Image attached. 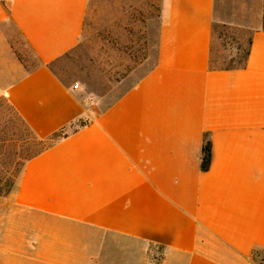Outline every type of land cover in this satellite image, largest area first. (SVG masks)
Masks as SVG:
<instances>
[{
	"label": "crops",
	"instance_id": "1",
	"mask_svg": "<svg viewBox=\"0 0 264 264\" xmlns=\"http://www.w3.org/2000/svg\"><path fill=\"white\" fill-rule=\"evenodd\" d=\"M88 2L0 0V61L9 62L11 78L6 102L38 138L67 132L25 164L8 199L28 213L88 227L71 235L72 246L29 245L48 255L81 251L83 236L99 247L159 245L166 263L254 264L264 253L262 0L246 24L226 15L225 0H162L154 67L78 127L89 113L46 65L77 45ZM6 22L42 66L27 71L18 62L2 33ZM213 23L252 30L244 68L209 70ZM204 135L211 159L201 172Z\"/></svg>",
	"mask_w": 264,
	"mask_h": 264
},
{
	"label": "rangeland",
	"instance_id": "2",
	"mask_svg": "<svg viewBox=\"0 0 264 264\" xmlns=\"http://www.w3.org/2000/svg\"><path fill=\"white\" fill-rule=\"evenodd\" d=\"M257 1L225 0L224 8L232 12V14L226 12V15L237 16L240 18L237 21L242 24L251 22ZM162 4V0H89L77 45L51 64L52 72L65 87L74 92L80 104L89 113L82 119L83 123H87L90 117L105 110L154 67ZM263 9L264 0L260 7L261 29H264ZM222 25L225 24L215 23L213 34L212 58L216 63H221L235 52L243 57L252 34L248 27L225 25L223 28ZM2 33L18 62L27 71L39 65L36 56L10 22L2 25ZM8 67L9 62L2 59L0 177L5 178L17 175L21 169V159L27 149L26 144L22 142V125L4 96V89L11 80L4 71ZM74 86L77 88L74 89ZM20 174L14 180L12 190ZM8 195L0 197V264H35L31 258L45 259L52 264H89L91 256L94 257L95 264H178L174 259L173 262L166 263L167 251L152 243L131 241L126 246L108 243L99 247L97 242H93L94 238L83 236L81 239L87 247L81 251L60 249L53 255L36 252L29 245L35 239L51 242L66 240V246H72L74 238L71 235L88 227L28 213L15 207L8 199ZM51 229L69 232L49 231ZM40 231H46L48 235L43 238L33 236ZM20 232L26 234L25 242ZM46 244L47 242L44 245ZM253 261L254 264H264V253L256 254ZM179 262L183 263L182 258Z\"/></svg>",
	"mask_w": 264,
	"mask_h": 264
},
{
	"label": "trees",
	"instance_id": "3",
	"mask_svg": "<svg viewBox=\"0 0 264 264\" xmlns=\"http://www.w3.org/2000/svg\"><path fill=\"white\" fill-rule=\"evenodd\" d=\"M263 15H264V9H263ZM223 28H225V25H222ZM215 30V23L211 26V41H210V52H209V60H208V68L212 71H232V70H238L245 67L247 62V57L249 53V46H250V40L248 42L247 50L244 54V56H240L237 52L230 54L229 58L223 59L221 63H216V61L212 58V48H213V34ZM264 31V29H262ZM237 49V48H236ZM52 64V63H51ZM51 64L46 65V67L52 72ZM42 66V63L39 62V65L37 67ZM53 73V72H52ZM10 107V106H9ZM11 108V107H10ZM11 110L14 112L18 120L20 121V124L22 125V142L26 144V154L22 157V165L20 171L22 172L25 164L41 154L43 151L50 148L56 141L64 138L67 135V132L62 130H59L51 135H49L46 138H38L31 129L27 126V124L18 116V114L11 108ZM83 122H78L76 126L81 127L83 126ZM74 130V129H72ZM6 141H2V143H5ZM211 159V142L210 139L207 137V135L203 136L202 140V146H201V155H200V161H199V169L201 172H206L209 168ZM18 172L17 175H12L7 178L0 177V197H4L8 195L12 188L14 187V180L18 177V175L21 172ZM159 246V245H158ZM163 248L162 246H160Z\"/></svg>",
	"mask_w": 264,
	"mask_h": 264
},
{
	"label": "built area",
	"instance_id": "4",
	"mask_svg": "<svg viewBox=\"0 0 264 264\" xmlns=\"http://www.w3.org/2000/svg\"><path fill=\"white\" fill-rule=\"evenodd\" d=\"M77 88V86H74V89Z\"/></svg>",
	"mask_w": 264,
	"mask_h": 264
}]
</instances>
